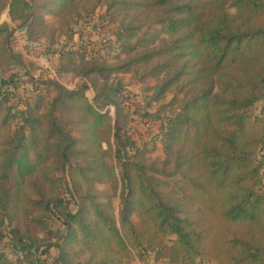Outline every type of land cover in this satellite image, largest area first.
I'll use <instances>...</instances> for the list:
<instances>
[{
  "label": "trees",
  "instance_id": "trees-1",
  "mask_svg": "<svg viewBox=\"0 0 264 264\" xmlns=\"http://www.w3.org/2000/svg\"><path fill=\"white\" fill-rule=\"evenodd\" d=\"M102 6L112 36L60 51V76L68 63L83 82L14 102L15 30L72 38ZM124 71L156 79L155 100L174 92L170 168L152 169L120 123L126 94L105 76ZM263 169L264 0H0V264H15L5 238L29 256L57 238L52 264H264Z\"/></svg>",
  "mask_w": 264,
  "mask_h": 264
},
{
  "label": "rangeland",
  "instance_id": "rangeland-1",
  "mask_svg": "<svg viewBox=\"0 0 264 264\" xmlns=\"http://www.w3.org/2000/svg\"><path fill=\"white\" fill-rule=\"evenodd\" d=\"M105 6L99 7L94 15L89 18L81 19L78 23L74 24L75 34L72 38L66 35H61L57 30L50 31L49 36H40L36 38H30L27 36L25 30L18 27L15 30L13 37V45L20 57V63L15 68V74L18 77L19 88L14 90L10 89L17 94L14 102H18L21 97L32 98L34 102L36 94L35 87L39 82L42 83L46 80H59L67 88L73 89L76 85L82 83L83 78L73 77L68 63L63 66V71L60 76L61 70V56L60 53L63 50L62 55H65L66 47L75 46V44L84 43H96L97 50L105 40L112 36V27L105 28L102 26V14H105ZM44 18L49 22L53 28L59 26V19L57 15L48 14L44 15ZM2 21H8L12 26L8 13L5 12L1 17ZM110 46L109 42L106 43ZM91 45V44H90ZM61 51V52H60ZM108 53V52H107ZM69 55V54H68ZM76 58H78L76 56ZM30 77L39 79L35 84L30 82ZM109 81L114 83L118 82L121 85V89L126 94V99L123 103V113L120 117V123L127 130L128 133H132L136 139L137 145L144 149V157L146 162L152 167V169H165L170 168V163L167 162V154L164 150L163 142L161 139V133L163 125L166 122V118L171 115L172 111L177 109L170 108L168 103L171 101L174 92L166 93L160 100L153 99L154 89L153 86L157 83L156 79H152L149 82H142L134 72H119L114 75H110ZM8 88V87H7ZM9 89V88H8ZM9 89V90H10ZM56 87L52 83H48L43 88L39 86V94L42 97L52 98L56 94ZM34 93V94H31ZM89 97L93 98L95 92L92 88L87 90ZM262 103L259 104V107ZM112 114L115 112L114 106H110ZM256 112H259L257 108ZM262 156V154H261ZM264 170V169H263ZM264 172V171H263ZM264 188V183H263ZM119 198L114 197L112 200L115 212L118 210ZM76 203H71L69 208L75 210ZM54 228L61 231L63 224L61 219H56L52 223ZM44 238V237H43ZM55 238L53 244H55L50 252L43 254L44 245H40L35 248V253L31 256L27 255L19 248L13 247L9 238L2 240L1 247L7 252L8 256L15 264H52L53 259L57 256L58 250L56 249ZM34 256L39 257L34 261ZM133 264H166L163 260H156L155 255L152 252L146 253L143 257H140ZM199 264H209L208 262H201Z\"/></svg>",
  "mask_w": 264,
  "mask_h": 264
}]
</instances>
